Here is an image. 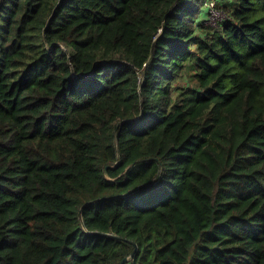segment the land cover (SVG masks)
I'll return each instance as SVG.
<instances>
[{"label":"trees","instance_id":"trees-1","mask_svg":"<svg viewBox=\"0 0 264 264\" xmlns=\"http://www.w3.org/2000/svg\"><path fill=\"white\" fill-rule=\"evenodd\" d=\"M0 264H264V0H0Z\"/></svg>","mask_w":264,"mask_h":264},{"label":"built area","instance_id":"built-area-1","mask_svg":"<svg viewBox=\"0 0 264 264\" xmlns=\"http://www.w3.org/2000/svg\"><path fill=\"white\" fill-rule=\"evenodd\" d=\"M208 6L210 8V22L216 24L223 18V14L216 8L215 1L208 2Z\"/></svg>","mask_w":264,"mask_h":264},{"label":"rangeland","instance_id":"rangeland-1","mask_svg":"<svg viewBox=\"0 0 264 264\" xmlns=\"http://www.w3.org/2000/svg\"><path fill=\"white\" fill-rule=\"evenodd\" d=\"M191 78V80H193V81H191V80H189ZM188 82V83H190L191 85H194V78H193V72H191V71H186V75H185V78H184V80H183V82ZM190 81V82H189ZM186 82V83H187ZM185 84V83H184Z\"/></svg>","mask_w":264,"mask_h":264}]
</instances>
